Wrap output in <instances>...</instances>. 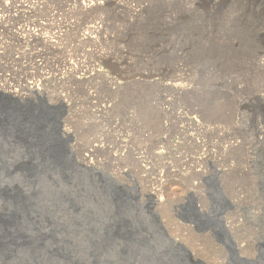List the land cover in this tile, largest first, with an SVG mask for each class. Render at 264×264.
Listing matches in <instances>:
<instances>
[{
  "label": "rangeland",
  "instance_id": "1",
  "mask_svg": "<svg viewBox=\"0 0 264 264\" xmlns=\"http://www.w3.org/2000/svg\"><path fill=\"white\" fill-rule=\"evenodd\" d=\"M83 1L0 0V92L59 114L73 167L3 176L34 192L27 232L53 237L0 264H264V0ZM118 195L147 239L127 262Z\"/></svg>",
  "mask_w": 264,
  "mask_h": 264
},
{
  "label": "water",
  "instance_id": "2",
  "mask_svg": "<svg viewBox=\"0 0 264 264\" xmlns=\"http://www.w3.org/2000/svg\"><path fill=\"white\" fill-rule=\"evenodd\" d=\"M6 144L23 148L25 153L15 169L9 168L11 161L8 159ZM68 152L67 139L60 134L58 113L42 100L25 99L21 102L8 93L0 92V200L4 203L0 208V249L4 255H8L13 246L43 244L47 238L53 237V233L47 237L39 230L36 234L27 232L26 229L31 225L36 228L40 224L38 216L41 212L34 207V192L14 180L11 183L3 176L11 174L13 170L26 175L28 181H38L40 176L54 172L70 176L73 167ZM127 203L126 196H117L118 221L112 230L113 235L107 236L122 240L120 256L126 262L130 259L134 244L147 241L146 238L139 237V228L134 229L129 219L124 217ZM184 218L201 228L215 227L209 216L200 219L192 214ZM52 250L56 255L73 260L70 249L52 246ZM90 264H99L97 258L94 257Z\"/></svg>",
  "mask_w": 264,
  "mask_h": 264
},
{
  "label": "bare ground",
  "instance_id": "3",
  "mask_svg": "<svg viewBox=\"0 0 264 264\" xmlns=\"http://www.w3.org/2000/svg\"><path fill=\"white\" fill-rule=\"evenodd\" d=\"M98 2H100V0H85V1H83L82 2V6L84 7V8H88L90 5H92L93 3H98ZM97 27V26H96ZM87 29H89V35H90V33L95 29V26H93V25H90V26H88V28ZM28 31H29V33L31 34V35H33V36H41V33L39 32V34H37L36 33V31H35V29H33V28H29L28 29ZM46 40L49 42V43H52V44H54L55 43V41L54 40H52V37H48V38H46ZM36 64H38L39 65V63L38 62H36ZM175 85V84H174ZM177 85V84H176ZM27 89V88H26ZM27 90H29V91H36V92H40L41 90H39V87L36 85V84H34V83H32L31 84V87H28V89ZM10 92H12V93H16L14 90L13 91H10ZM8 94H10V93H8ZM18 94H19V96H21V97H24L25 95L23 94V93H21V92H18ZM10 95H12V94H10ZM88 158H86V160H87ZM152 190L153 191H155L156 193H157V189H154V188H152ZM154 192V193H155Z\"/></svg>",
  "mask_w": 264,
  "mask_h": 264
}]
</instances>
